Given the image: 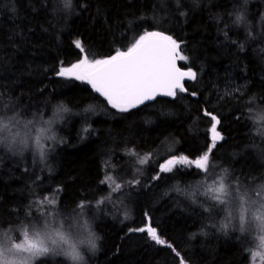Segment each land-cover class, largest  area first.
I'll return each mask as SVG.
<instances>
[{"label":"trees","instance_id":"trees-1","mask_svg":"<svg viewBox=\"0 0 264 264\" xmlns=\"http://www.w3.org/2000/svg\"><path fill=\"white\" fill-rule=\"evenodd\" d=\"M149 32L175 40L180 67L196 73L173 98L120 111L86 80L59 75ZM262 109L264 0H0V119L10 132L32 130L35 145L15 156L0 143V238L76 218L95 247L79 261L60 251L35 264H250L251 237L232 228L208 184H264ZM206 111L220 121L215 147ZM40 127L48 147L36 144ZM208 148V172L160 171ZM148 227L172 247L138 231Z\"/></svg>","mask_w":264,"mask_h":264},{"label":"snow or ice","instance_id":"snow-or-ice-1","mask_svg":"<svg viewBox=\"0 0 264 264\" xmlns=\"http://www.w3.org/2000/svg\"><path fill=\"white\" fill-rule=\"evenodd\" d=\"M239 20L240 17L237 16V21ZM76 47L83 50L79 41H76ZM178 49L179 44L170 36L160 32H149L140 36L126 51H120L110 58L92 62H89L85 57L83 61L71 68H62L59 75L74 76L77 80H86L93 89L108 100L112 107L118 108L120 111H127L130 107H135L145 100L154 99L157 95L174 97L176 89L181 92L186 91L181 81L185 77L195 79L196 73L191 70L180 71L176 67L177 58L180 60L187 59L178 52ZM64 110L66 111V109ZM204 114L206 116L211 115L209 123L215 122L211 123L212 147H215L216 140L220 137L216 127L220 121L215 115L207 111ZM257 119L264 121V109L257 113ZM31 123L29 121V124ZM8 130L9 125L0 119V143L7 139L4 133ZM31 131L29 130L26 135L30 134ZM35 131L37 132V145H40L43 138L51 139L46 135L50 131L49 128L40 127ZM15 142L16 137L13 136L11 143ZM20 143H26V141L21 140ZM210 153L211 148H208L199 159L190 160L184 156L178 159H169L166 164L160 167V171L170 172L174 164H180L194 165L195 168L208 172ZM147 159V157L142 158L139 162L144 164ZM212 179L215 180V177ZM116 187L119 188L120 185H116ZM208 192L211 193L209 198L214 200L217 205L225 206L221 211L228 210V216H233V213L238 210L239 230L241 232H251L252 226L255 224L256 229L260 233H264V184H260L258 188L250 191L246 188L233 187V181H226L224 177H221L219 181H216V186L208 189ZM227 226V224H221L222 228ZM138 231H147L151 239L158 245L172 247L171 244H166L152 227L140 228ZM258 239L257 248L264 250V235H260ZM46 241L58 247L67 245L70 251H67L66 255L73 261L81 259L76 247L69 244L63 232L57 229L54 233H45L43 239L39 232H35L33 238H30L29 232L25 231L23 243H12L0 238V264H28L30 259L48 254L50 247ZM89 243L95 247L93 241L89 240ZM260 254V251L254 253V255ZM180 264H184V261L181 260Z\"/></svg>","mask_w":264,"mask_h":264},{"label":"rangeland","instance_id":"rangeland-1","mask_svg":"<svg viewBox=\"0 0 264 264\" xmlns=\"http://www.w3.org/2000/svg\"><path fill=\"white\" fill-rule=\"evenodd\" d=\"M69 77L75 78L74 76H69ZM81 81H84V80H81ZM262 122H264V121H262ZM27 130L28 129H25V127H24V130L22 131L23 133H19V135H16L17 133L10 132V131H6L4 133V135L7 137V139H5L3 142L8 143V146L6 145V147H5L7 152H9L11 154H15V156H18V154H22V153L20 151L17 152V150H19V149L28 150L29 146L30 147L35 146L34 144H32V141H31L32 140L31 138H33L31 132H30V134L26 135V133H29V130L28 131ZM49 134L50 135H48V134H46V135L51 137L50 132H49ZM13 136L16 137L15 143H11ZM221 139H222V137L220 135V137H218L217 140H221ZM21 140L26 141V143H20ZM40 142H41V144H44L45 147H48V145H47L49 142L48 138H43V139H41ZM32 149H34V147ZM37 150L39 153V155H38L39 160H42L43 157L46 155V152L43 155H41V153H43L44 149H40V150L37 149ZM38 156H37V158H38ZM176 159H178V158H176ZM41 165H43V163ZM177 165H180V164H174L172 166V168L176 167ZM116 185H118V184H114V186L112 187V190L114 193H116L119 190V188H117ZM210 186L208 184V189L215 187L216 181L214 183H210ZM255 188H258V186H254V187L246 188V189H249L251 191L252 189H255ZM80 215H81V213H80ZM231 219L232 220H230V222H231V226H233L232 228H235L236 230H238V232H241L239 230L238 210L233 213V216H231ZM76 221H77L76 218H73L72 222L69 225H65L64 222H62V221H59V220L56 221V219H54V218H47L43 221L42 225L37 226L39 228V230H35V231L39 232L41 234V238L43 239L45 233L51 234V233H54L57 229H59L66 236V238L69 241V244L74 245L76 247L77 252L79 253V251H81L83 248H88V247L90 248L91 244L89 243V240L92 241L94 236H93V233L90 232V229H92V228H91V226L90 227L88 226L89 225L88 223L84 224L85 222L79 223ZM69 226H71V227H69ZM25 231H28L30 238H33V234L35 233V231H33L31 228L29 230L23 229V231H21L19 234L17 232L16 234L11 235V237H12L11 242L12 243H17V242L23 243ZM243 233L249 235L251 237V242L254 243V245L252 246V250H251L252 258H251L250 264H264V250H260L257 248V245L259 244L258 237L260 235H264V233H260L259 230L256 229L255 224H253L251 232L245 231ZM247 235H245V236L248 237ZM250 237H248V238H250ZM46 243H48V246L50 247L49 253L45 254V255L38 256L35 259H30L28 261V264H35L39 260L40 257H45L47 255H54L60 251H62V252L65 251V253L67 251H70V249L68 248L67 245L58 247V246L51 245L50 242L46 241ZM257 251H260L261 254L260 255H254V253H256Z\"/></svg>","mask_w":264,"mask_h":264},{"label":"water","instance_id":"water-1","mask_svg":"<svg viewBox=\"0 0 264 264\" xmlns=\"http://www.w3.org/2000/svg\"><path fill=\"white\" fill-rule=\"evenodd\" d=\"M176 67L180 69V71H188V70H185V69H182L179 65V59L177 58L176 60ZM192 79H189L188 77H185L183 78V80L181 81L184 88H185V85L188 81H190ZM91 85V84H90ZM176 93L178 91H180L179 89H176L175 90ZM100 94V93H99ZM101 95V94H100ZM104 97V96H103ZM105 98V97H104ZM170 98H173V96H164V95H157L154 99H149V100H145L143 103H139L137 104L135 107H130L129 109H134V108H137V107H140V106H143V105H147V104H151V103H154L155 101H157L158 99H170ZM106 99V98H105ZM107 100V99H106ZM108 101V100H107ZM109 103V102H108ZM118 109V108H117ZM128 109V110H129Z\"/></svg>","mask_w":264,"mask_h":264},{"label":"bare ground","instance_id":"bare-ground-1","mask_svg":"<svg viewBox=\"0 0 264 264\" xmlns=\"http://www.w3.org/2000/svg\"><path fill=\"white\" fill-rule=\"evenodd\" d=\"M95 252V251H94Z\"/></svg>","mask_w":264,"mask_h":264}]
</instances>
